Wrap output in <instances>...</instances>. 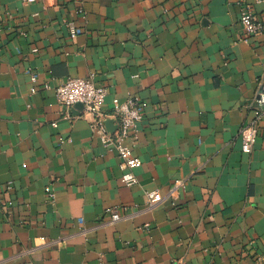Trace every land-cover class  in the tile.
I'll return each instance as SVG.
<instances>
[{"label": "crops", "instance_id": "crops-1", "mask_svg": "<svg viewBox=\"0 0 264 264\" xmlns=\"http://www.w3.org/2000/svg\"><path fill=\"white\" fill-rule=\"evenodd\" d=\"M243 2L264 21V0H0V264H264V118L250 154L241 135L264 32L245 40ZM68 78L106 88L107 113L145 102L138 183L84 110L66 118Z\"/></svg>", "mask_w": 264, "mask_h": 264}, {"label": "built area", "instance_id": "built-area-1", "mask_svg": "<svg viewBox=\"0 0 264 264\" xmlns=\"http://www.w3.org/2000/svg\"><path fill=\"white\" fill-rule=\"evenodd\" d=\"M24 4H33L36 0H22ZM242 10L240 16V25L245 32V40L252 36H257L264 32V21L260 20L254 6L250 3H241ZM82 33L81 29L71 28L70 36L77 37ZM37 52V49L33 50ZM26 73L32 84L31 93L35 94L40 90L50 89L48 82H39V73L28 67ZM108 90L104 87L98 86L93 78H68L60 82L56 87L57 101L63 105L66 110V118H72L70 111L75 108L77 104H83L84 113L90 117V128L95 137L106 147H113L117 150L121 159V169L123 170L122 182L128 185L138 183L135 170L142 166V160L136 156L132 148L127 144L138 138V125L145 116V102L139 96H131L125 102L120 103L118 100L114 101V108L111 112H105V98ZM249 107L255 113V119L252 123L243 128L242 135V149L243 152L250 154L253 151L255 141L258 137V123L264 118V82L259 80L257 98L255 102ZM111 120L115 124V130H110L107 127V121ZM56 125V123L54 124ZM176 188L185 187L183 180L176 181ZM11 188V187H9ZM53 193L49 192L50 198ZM148 203L147 210L155 208L158 204L165 200L164 196L158 191L147 193ZM129 218V215L122 212L121 208H114L111 212V224L118 223L124 219ZM82 221V220H80ZM107 222L100 223L97 227L106 225ZM28 252V251H27Z\"/></svg>", "mask_w": 264, "mask_h": 264}, {"label": "water", "instance_id": "water-1", "mask_svg": "<svg viewBox=\"0 0 264 264\" xmlns=\"http://www.w3.org/2000/svg\"><path fill=\"white\" fill-rule=\"evenodd\" d=\"M75 108L76 109H81V110H84V106H83V104H77L76 106H75ZM114 122L113 121H111V120H108L107 121V127L111 130V125L113 124Z\"/></svg>", "mask_w": 264, "mask_h": 264}]
</instances>
